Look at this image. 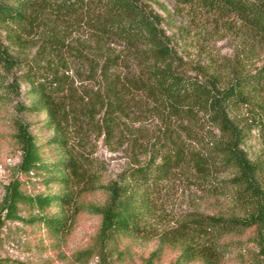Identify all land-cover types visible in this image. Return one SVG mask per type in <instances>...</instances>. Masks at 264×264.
Wrapping results in <instances>:
<instances>
[{
	"label": "trees",
	"instance_id": "1",
	"mask_svg": "<svg viewBox=\"0 0 264 264\" xmlns=\"http://www.w3.org/2000/svg\"><path fill=\"white\" fill-rule=\"evenodd\" d=\"M175 2L235 30L228 63L189 65L146 0H0V104L23 82L29 101L16 107L43 115L54 148L45 158L26 124L12 121L17 172L39 174L49 190L28 195L14 177L2 205L14 219L20 203L35 207L33 221L54 235L79 211L98 215V242L155 241L142 264L166 248L177 251L170 264H221L235 248L227 239L247 231L264 262V152L245 148L253 132L264 147V0ZM13 67L21 71L6 83ZM93 134L125 144L129 158L106 182ZM174 179L223 198L226 209L189 211L163 227L160 195ZM94 192L103 200H82Z\"/></svg>",
	"mask_w": 264,
	"mask_h": 264
},
{
	"label": "rangeland",
	"instance_id": "2",
	"mask_svg": "<svg viewBox=\"0 0 264 264\" xmlns=\"http://www.w3.org/2000/svg\"><path fill=\"white\" fill-rule=\"evenodd\" d=\"M146 1L162 15V26L168 34L176 37L178 52L189 65H219L220 68V65L230 61L239 41L234 29L229 30L223 24L214 23L213 18L178 5L175 0ZM114 46L118 47V44ZM261 57L257 58V63ZM20 71V68L13 67L5 82L13 81ZM17 83V86L13 85V88L5 92L0 104V264H142L148 252L155 247V241L125 237L117 245L98 242V215L79 211L71 218L69 229L64 234L54 235L42 224L33 221L37 209L27 203L18 205L17 217L20 219H14L6 212L1 202L3 186L14 177L21 181L20 188L28 195L49 190L39 174L23 175L17 172L20 151L13 139L12 121L18 119L25 123L44 157H54V148L47 143L50 133L43 127V115L17 109V105L29 101L25 93L26 85L21 81ZM86 84L89 85L88 81ZM139 123H129L127 127L133 130ZM88 143L96 157L98 175L103 182L116 177L129 162L125 144H109L102 136L95 134ZM245 148L251 156L264 152L256 132H253ZM51 189L55 190L56 186L51 185ZM103 198L101 192L82 196L85 202L98 203ZM160 203L163 207V227L174 224L177 218L189 211L217 213L227 207L223 198L201 193L189 179H174L165 184ZM251 237L252 232L247 231L240 236L228 238L227 241L235 248L226 254L221 264H264L255 257L256 249ZM176 254V250L166 248L155 264H170Z\"/></svg>",
	"mask_w": 264,
	"mask_h": 264
}]
</instances>
